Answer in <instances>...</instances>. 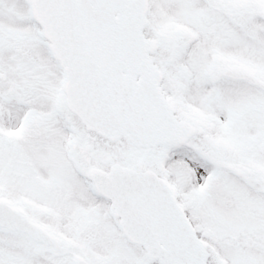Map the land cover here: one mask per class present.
<instances>
[{"label":"snow or ice","instance_id":"1","mask_svg":"<svg viewBox=\"0 0 264 264\" xmlns=\"http://www.w3.org/2000/svg\"><path fill=\"white\" fill-rule=\"evenodd\" d=\"M0 264H264V0H0Z\"/></svg>","mask_w":264,"mask_h":264}]
</instances>
